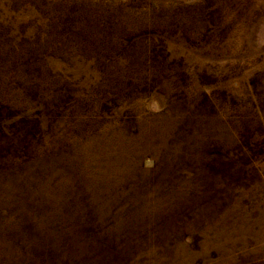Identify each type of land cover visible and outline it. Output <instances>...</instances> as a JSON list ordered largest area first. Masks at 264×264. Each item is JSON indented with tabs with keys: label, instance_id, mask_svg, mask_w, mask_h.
<instances>
[{
	"label": "rangeland",
	"instance_id": "rangeland-1",
	"mask_svg": "<svg viewBox=\"0 0 264 264\" xmlns=\"http://www.w3.org/2000/svg\"><path fill=\"white\" fill-rule=\"evenodd\" d=\"M0 264H264V0H0Z\"/></svg>",
	"mask_w": 264,
	"mask_h": 264
}]
</instances>
